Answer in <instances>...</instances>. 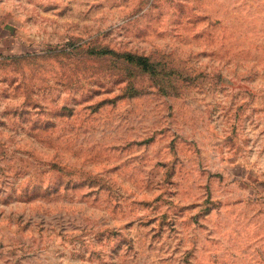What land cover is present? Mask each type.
<instances>
[{
  "label": "rangeland",
  "instance_id": "374dc122",
  "mask_svg": "<svg viewBox=\"0 0 264 264\" xmlns=\"http://www.w3.org/2000/svg\"><path fill=\"white\" fill-rule=\"evenodd\" d=\"M0 264H264V0H0Z\"/></svg>",
  "mask_w": 264,
  "mask_h": 264
},
{
  "label": "trees",
  "instance_id": "16d2710c",
  "mask_svg": "<svg viewBox=\"0 0 264 264\" xmlns=\"http://www.w3.org/2000/svg\"><path fill=\"white\" fill-rule=\"evenodd\" d=\"M104 52H107V51H104ZM125 59L129 62L135 61L137 65H143L144 68L147 67V64H146L147 60L144 58L134 57L132 55L127 54L125 55Z\"/></svg>",
  "mask_w": 264,
  "mask_h": 264
}]
</instances>
